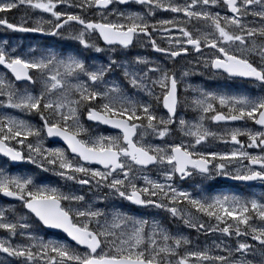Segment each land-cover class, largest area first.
Here are the masks:
<instances>
[{
  "label": "snow or ice",
  "instance_id": "snow-or-ice-1",
  "mask_svg": "<svg viewBox=\"0 0 264 264\" xmlns=\"http://www.w3.org/2000/svg\"><path fill=\"white\" fill-rule=\"evenodd\" d=\"M0 14L4 30L79 45L0 42V156L58 178L0 169V197L18 202L0 207V264H264V193L182 186L264 185V0H0ZM180 61L256 94L193 87L207 73Z\"/></svg>",
  "mask_w": 264,
  "mask_h": 264
},
{
  "label": "flooded vegetation",
  "instance_id": "flooded-vegetation-1",
  "mask_svg": "<svg viewBox=\"0 0 264 264\" xmlns=\"http://www.w3.org/2000/svg\"><path fill=\"white\" fill-rule=\"evenodd\" d=\"M128 7L131 10H139V6L135 4H131ZM70 11L79 12V9H71ZM22 15H24L23 10L21 11L13 10L8 14V19L11 22L16 23L18 22V18ZM41 15H46V14L32 13L31 17L29 18V24H31L36 19L37 16H41ZM157 15L159 17H167L170 14L160 12ZM65 31L67 32L68 29H66ZM0 41L1 42L8 41L10 45L17 47L18 50L23 52H27L29 49H37L43 46L51 47L56 51H60V50L72 51L74 45H78L73 41L64 40L59 37H40L31 33H14L4 30L3 28H0ZM143 54L148 55L149 57L157 55L152 53L150 48L147 49V52H144ZM180 64L183 65L184 68L192 67L194 73L197 72L207 73V75L194 74L189 76L190 85H192L193 87H201L209 90H221V91H227V92L239 93V94H249V95L256 94V89L254 87L243 83L239 79L229 81V80L221 79L219 77H213L210 74V70L195 66V62H193V65H188L186 62L180 61ZM191 95L192 93L190 91L187 92V96L190 97ZM184 114L186 116L185 117L186 119H191L194 117V113H192L190 110L186 111V113L184 111ZM85 123L89 124L86 120ZM253 127L256 126L253 125ZM100 130H107V129L101 127ZM239 139H241L242 141L246 140V138L243 137H240ZM229 147H230L229 145H225V144H220V143L214 144V149L218 151H227ZM249 151H255V150L249 149ZM28 165L29 164H27V166ZM151 175L156 177L157 173L153 171ZM182 186L189 191H194V190L199 191L200 188L203 186L213 195L219 193H228V194H235L241 196H249L252 194L260 195L261 193H264V185L258 182H252L250 185H246L241 183H233L230 180H224L222 178H216L214 180L205 181L203 182V185L199 183V178H197L195 182L192 181L187 183L182 182ZM149 210H154V209H145L143 210V212H147ZM58 235L62 236L61 238H64V240H66L62 234H58Z\"/></svg>",
  "mask_w": 264,
  "mask_h": 264
},
{
  "label": "rangeland",
  "instance_id": "rangeland-1",
  "mask_svg": "<svg viewBox=\"0 0 264 264\" xmlns=\"http://www.w3.org/2000/svg\"><path fill=\"white\" fill-rule=\"evenodd\" d=\"M1 42V41H0ZM79 50L78 45H74V48L71 52H75ZM134 52H139L141 54H143L144 52H147V50L145 49H141L139 47L135 48L133 50ZM85 55H88L87 53ZM91 55H95L94 53ZM0 72H3L2 70H0ZM4 73V72H3ZM177 77L180 76V72H177ZM179 78V77H178ZM186 83L190 84L189 82V77L186 78ZM185 95H187V93H185ZM162 111V109H161ZM185 109L183 107H181V114L185 116L184 114ZM186 113V111H185ZM19 115V114H17ZM25 119H30L32 120L34 123H38V118L37 117H24ZM85 123V121H84ZM86 124V123H85ZM87 125V124H86ZM105 133L109 132L107 130H102ZM246 138V137H243ZM46 146H48L47 142H46ZM57 146V145H54ZM59 146V145H58ZM0 169L10 173V174H20V175H37L39 173V170L35 169L34 166H21L18 168H12L10 166V164L2 159H0ZM153 176V175H152ZM39 177L44 179L46 182H51L53 184H57L58 183V178L51 176L50 174H43V173H39ZM154 177V176H153ZM11 205H17V204H12V203H7L4 202L0 199V207H7V206H11ZM18 212H23V209L17 207L16 209ZM144 215L145 218H151V216L155 215V210H149L147 212H143L142 213ZM157 219H160V217H157ZM167 224V222H165ZM167 227H169L172 231H176L177 229L181 232H183L185 235H188L190 237V239H192L194 241V243H197L201 246H205V245H211L213 242V239H219V237H212V236H205V235H199L198 233H196L193 230L184 228L182 225H176L175 223H171V224H167ZM0 235H3L2 233H0ZM59 237L61 238L62 236L59 235ZM64 240V238H62ZM65 242H67L66 240H64ZM68 243V242H67ZM249 259H253V260H259V256H250Z\"/></svg>",
  "mask_w": 264,
  "mask_h": 264
},
{
  "label": "water",
  "instance_id": "water-1",
  "mask_svg": "<svg viewBox=\"0 0 264 264\" xmlns=\"http://www.w3.org/2000/svg\"><path fill=\"white\" fill-rule=\"evenodd\" d=\"M1 69H2V67H0ZM4 70V69H3ZM5 72H6V70H4ZM8 75H10V74H8ZM88 122V121H87ZM88 123H90V122H88ZM102 128H104L103 126H101ZM105 129H107V128H105ZM108 131H111V130H109V129H107ZM56 144H59V145H61V146H63L62 145V142H60V141H56ZM1 158H3V159H5L6 160V158H4V157H2V156H0ZM11 163V165L12 166H14V167H16V166H19V165H23V164H26V163H12V162H10ZM231 182H233V183H241V184H245V183H243V182H235V181H231ZM252 182H248L246 185H250ZM3 201H5V202H7V203H18V202H15V201H12V200H10L9 198H6V197H0ZM45 231H50V230H45ZM63 235V234H62ZM64 236V235H63ZM65 238H66V240L71 244V243H73V242H71V241H69L68 240V238L66 237V236H64Z\"/></svg>",
  "mask_w": 264,
  "mask_h": 264
}]
</instances>
